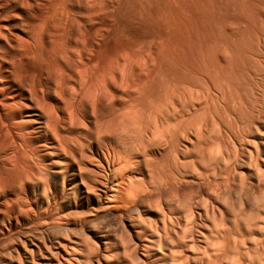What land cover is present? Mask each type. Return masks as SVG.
<instances>
[{
	"label": "bare ground",
	"instance_id": "1",
	"mask_svg": "<svg viewBox=\"0 0 264 264\" xmlns=\"http://www.w3.org/2000/svg\"><path fill=\"white\" fill-rule=\"evenodd\" d=\"M0 264H264V0H0Z\"/></svg>",
	"mask_w": 264,
	"mask_h": 264
}]
</instances>
